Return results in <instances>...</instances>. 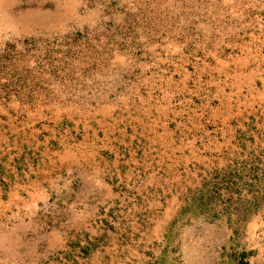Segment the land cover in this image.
<instances>
[{"label": "rangeland", "instance_id": "1", "mask_svg": "<svg viewBox=\"0 0 264 264\" xmlns=\"http://www.w3.org/2000/svg\"><path fill=\"white\" fill-rule=\"evenodd\" d=\"M0 264H264V0H0Z\"/></svg>", "mask_w": 264, "mask_h": 264}]
</instances>
